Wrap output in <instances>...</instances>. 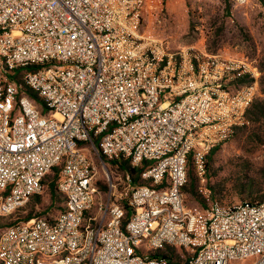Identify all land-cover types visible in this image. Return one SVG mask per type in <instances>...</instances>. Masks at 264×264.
I'll list each match as a JSON object with an SVG mask.
<instances>
[{"label":"built area","instance_id":"1","mask_svg":"<svg viewBox=\"0 0 264 264\" xmlns=\"http://www.w3.org/2000/svg\"><path fill=\"white\" fill-rule=\"evenodd\" d=\"M145 4L0 0V216L40 194L56 166L64 197L56 215L3 228L0 264H171L164 247L186 264H264V200L211 198L206 172L246 122L256 70L144 36ZM91 149L148 182L107 169L99 181ZM190 160L202 213L184 201Z\"/></svg>","mask_w":264,"mask_h":264},{"label":"rangeland","instance_id":"2","mask_svg":"<svg viewBox=\"0 0 264 264\" xmlns=\"http://www.w3.org/2000/svg\"><path fill=\"white\" fill-rule=\"evenodd\" d=\"M140 33L163 41L170 51L194 47L248 62L257 75V92L253 100L264 103V0H249L242 5L233 0H146ZM244 81H249V78ZM263 143L264 118L251 121L246 116V122L237 127L234 135L209 159L207 188L210 193L213 191L214 196L227 204L259 200L264 194ZM90 151L99 181H103L105 169L114 177L125 176L119 166L101 160L93 149ZM53 175L51 172L46 177L39 198L32 197L11 215L0 217V233L7 222L22 220L30 212L33 216L57 214L63 207V197L59 193L55 196L50 193L48 183ZM101 185L91 210L93 214L97 213L98 204L105 200L107 187L103 183ZM188 188L187 184L184 188L186 205L202 213L208 204L203 189L198 183V191L206 200L205 207ZM161 250L177 256L182 254L173 247ZM249 263V260L239 262Z\"/></svg>","mask_w":264,"mask_h":264},{"label":"trees","instance_id":"3","mask_svg":"<svg viewBox=\"0 0 264 264\" xmlns=\"http://www.w3.org/2000/svg\"><path fill=\"white\" fill-rule=\"evenodd\" d=\"M30 94L33 97H36L35 94H33L31 92H30ZM246 116L251 121H259L262 118H264V103H262L261 101L260 102H255V100H252L249 108L246 111ZM216 149L217 148H215L212 152H210V154L207 157V161H206V172H207V175L209 173V166H208L209 159H210L211 155L214 153V151ZM111 163L119 166V168L124 170L125 173H128L130 175V179H131V181L133 183H147L148 182L147 180L141 179L140 175H139V170L135 169V168H132L130 166V164L126 160H120V161L116 160V161H111ZM59 169H60V166L54 167V169L52 171V172H54L53 179L51 181H49V183H48L49 190H50V193H51L52 196H55L56 193H59V191L56 188V179L58 177ZM49 174H47L46 177ZM46 177L44 179V182L46 180ZM187 184L189 186L188 189L191 191V193L194 194V196H197L200 199L202 205H204V207H205L206 200H205L204 196L201 193H199V191H198V177H197V175L195 173V169H194V166H193L191 160L188 162V179H187V182H186V185L184 186V188L187 187ZM101 187H102V185H100V189H101ZM211 192H212V193H210L211 198L218 199L216 196L213 195V191H211ZM32 197L39 198V193L38 194H34L30 198H32ZM63 200H64V197H63ZM263 200H264V194L259 197V200H253V201L261 202ZM40 215H44V214H40ZM35 216H39V215H35ZM44 216H46V215H44ZM0 217L1 218H5L7 216H0ZM32 217H34V216L30 212L26 216H24V218L22 220H19V221H25V220H28V219H30ZM15 222H18V221H15V220L9 221V222H7L5 224V227L8 226V225L13 224ZM158 253L167 256L169 258L171 264H186V259L183 258L181 255L177 256L175 253L173 254V252L172 253L170 251L169 252H163V250L159 251ZM175 256H177V258H175Z\"/></svg>","mask_w":264,"mask_h":264}]
</instances>
